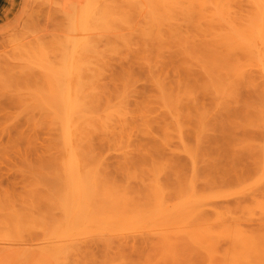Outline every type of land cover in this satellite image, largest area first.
<instances>
[{
    "label": "rangeland",
    "instance_id": "rangeland-1",
    "mask_svg": "<svg viewBox=\"0 0 264 264\" xmlns=\"http://www.w3.org/2000/svg\"><path fill=\"white\" fill-rule=\"evenodd\" d=\"M179 1L184 3L183 0H0V264H245L244 261L264 264L261 259L264 247L258 242L257 249L253 247L257 240L264 246V77L259 57L241 48L233 47L235 52L230 51L232 47L229 49L218 33L221 30V34L228 33L243 24L242 29L247 22H253L255 8L250 0H224L229 6L221 13L216 9V0H206L211 3L209 7L204 0H195L197 3L191 0V4L195 3L191 7L190 0L182 5ZM82 49L91 52L82 54ZM77 58L78 63L91 64L88 67L91 69L93 65V71L100 74L85 67L81 70L80 66L85 65L79 66ZM69 59L80 67L82 75L88 71L91 79L86 76L88 73L81 76L83 79L75 76L72 80L43 72L49 65L54 72H65ZM235 62L240 66L236 68ZM63 79H69L70 83L66 81L69 85ZM85 87L97 103H92L93 111L101 112L100 115L94 112V116L107 122L102 125L108 131H99V125L104 127L93 117L96 120L90 122L98 127L88 129L97 131L88 132V137L82 135L83 151L90 149L93 154L87 151L88 156L93 157L95 164L104 165L101 171L108 179L119 186L122 183L138 189L136 194L130 189L118 191L131 195L127 197L140 208L148 203L149 208L157 200L149 190L154 182H160L163 203L176 208L165 216L169 227L165 217L154 221L146 218L147 214L143 218L138 216L139 212L132 224L128 215L136 210L131 205L122 213L130 223L123 220L124 225L112 224L113 228L109 224L104 228L103 224L87 223L79 225L78 231L70 227L62 204L64 189H50L52 181L46 178L58 177L63 157L62 136L58 135L61 124L53 113L66 102L64 92L72 88L73 93L75 88L76 93ZM58 89L61 96H57ZM84 90L81 92L85 97ZM54 108L56 111L52 112ZM155 171L158 176H153ZM143 178L145 186L140 183ZM146 186L152 187L147 190ZM140 191L149 195L139 194ZM190 196L194 204L191 208L195 205L200 208H193L195 213H189L191 208L184 210L180 219L182 205ZM97 197L92 200L101 207ZM138 201L144 202L138 205ZM174 216H180L177 217L180 221ZM171 219L178 220L173 221L179 222L177 226ZM191 221L194 224H189ZM237 232L246 234L248 240ZM52 234L53 238L78 235L74 238L76 242L70 240L74 246L66 242L71 252L65 254L69 249L66 244L65 250L47 246ZM244 241H249L248 248ZM251 248L256 249L255 256V249L251 253ZM60 251L70 254L65 257Z\"/></svg>",
    "mask_w": 264,
    "mask_h": 264
},
{
    "label": "bare ground",
    "instance_id": "bare-ground-1",
    "mask_svg": "<svg viewBox=\"0 0 264 264\" xmlns=\"http://www.w3.org/2000/svg\"><path fill=\"white\" fill-rule=\"evenodd\" d=\"M169 1V0H168ZM174 1H176V0H174ZM185 1H188V0H183V2L184 3H186ZM195 1V0H194ZM193 1V2H194ZM196 1H198V2H201V1H199V0H196ZM195 1V2H196ZM206 0H204V2H205ZM209 1H211V0H209ZM219 1V3L217 2V0H216V3L218 4V5H216L217 7H216V9H217V11H218V9H220L218 12H223V11H225L226 12V7H227V5H228V1H227V3L226 2H224V0H218ZM252 3L251 4H253V9H254V15H252V16H254V20H253V22L251 21L250 23H248L247 22V24H246V26L244 27V28H242V29H240V23H236V24H239L240 26H238L239 27V29L237 28L236 30H232V31H230L229 30V32L227 33V31H223V33L221 34V29H223L224 28V26H222L221 25V31H219L218 33H220L219 34V36L220 35H222V38H225L222 42H224L225 41V45L226 46H229L228 48L230 49L231 47V49H230V51H232L233 52V50H234V48L233 47H235V50L237 49V48H241V49H243V50H245L247 53L249 52L250 53V55L252 56V54L253 55H256L257 57H259V59H260V64H259V67H260V73H262L263 74V77H264V0H250ZM191 0H190V3H189V1L187 2V4L189 3L190 5H188L189 7H191V5H194L195 3H192L191 4ZM204 2H202V3H199L200 4V6L204 3ZM208 1H206V7H209L210 5L209 4H211V3H207ZM212 2V1H211ZM179 4H181L182 3V1H181V3H180V1L178 2ZM184 3H182V4H184ZM197 3V2H196ZM225 3V4H224ZM230 3V2H229ZM250 3V2H249ZM181 4V5H182ZM186 4V5H187ZM198 5V4H197ZM196 5V6H197ZM220 5H222V7L220 6ZM226 5V6H225ZM184 6V5H183ZM196 6H194V7H192V8H195ZM212 6V5H211ZM229 6V5H228ZM232 6V5H231ZM189 7H188V9H189ZM202 7V6H201ZM206 7H205V9H206ZM252 7V6H251ZM250 7V8H251ZM176 8H177V6H176ZM187 8V7H186ZM192 8H191V10H192ZM222 8V9H221ZM197 9V8H196ZM213 9V8H212ZM228 9H230V8H228ZM1 10V9H0ZM179 10V9H178ZM201 10V13H202V8L200 9ZM209 10V9H208ZM215 10V9H214ZM87 11V10H86ZM193 11V10H192ZM206 11V10H205ZM228 11V10H227ZM181 12H184L183 10H181ZM200 12V11H199ZM207 13H208V11H206ZM212 12V11H211ZM229 12V11H228ZM252 12H253V10H252ZM195 13H197V12H195ZM216 13V11L214 12V13H211L212 14V16H213V14H215ZM230 13V12H229ZM234 13V12H233ZM183 14V13H182ZM190 14V13H189ZM211 14H207L208 16H210ZM253 14V13H252ZM185 15H186V13H185ZM200 15V14H199ZM228 15V14H227ZM251 15V14H250ZM203 16V15H202ZM211 16V17H212ZM216 16V15H215ZM221 16V15H220ZM210 17V18H211ZM222 17H223V15H222ZM208 18V17H207ZM215 17H212V19H214ZM209 19V18H208ZM216 19V18H215ZM247 19H249V17L247 18ZM203 20V19H202ZM210 20V19H209ZM216 20H218V18L216 19ZM219 21L221 22L222 20H220L219 19ZM224 21V20H223ZM236 21V20H235ZM235 21H233V22H235ZM249 21H250V19H249ZM212 22H213V20H212ZM218 22V21H217ZM216 22V23H217ZM220 22H218L219 24L218 25H220V24H222V22L220 23ZM227 22V21H226ZM237 22V21H236ZM245 22V21H244ZM214 23V22H213ZM213 25V24H212ZM228 26V25H227ZM242 26H243V24H242ZM241 26V27H242ZM213 27V26H212ZM211 27V28H212ZM216 27H217V25H216ZM215 27V28H216ZM223 27V28H222ZM229 27V26H228ZM219 28V27H218ZM234 28V27H233ZM224 32L226 33V35L224 34ZM217 33V34H218ZM74 35V34H73ZM223 35H225V36H223ZM219 36H217L218 38H220V39H222L221 37H219ZM214 37V36H213ZM77 38V37H76ZM216 39V40H219V39ZM75 39V38H74ZM213 40L215 41V38H213ZM212 40V41H213ZM221 41V40H220ZM70 42V41H69ZM219 42V41H218ZM76 43V42H75ZM221 44V43H220ZM70 45V44H69ZM216 45V44H215ZM223 45V44H222ZM74 47V46H73ZM70 49V48H69ZM76 50L75 48H72V50ZM94 49V48H93ZM216 49H217V47H216ZM78 50H80V48L78 49ZM78 50H77V52H78ZM83 50V49H82ZM81 50V51H82ZM84 50H86V49H84ZM83 50V51H84ZM90 50H91V48H90ZM90 50H87V51H89V52H91ZM96 50V49H95ZM214 50V49H213ZM235 50H234V52H235ZM69 51V50H68ZM94 51V50H93ZM92 51V52H93ZM89 52H86L85 53V51H84V53H82V54H88ZM95 52V51H94ZM69 53V52H68ZM71 53H73L74 54V52L72 51ZM78 54H80V53H78ZM75 55V54H74ZM93 55H95V54H93ZM76 56V55H75ZM210 56V55H209ZM228 56V55H227ZM240 56H242L243 57V54L242 55H240ZM78 57V56H77ZM81 57V56H80ZM80 57H79V60H80ZM95 57V56H94ZM71 58V57H70ZM74 58V57H73ZM85 58H87V56L85 57ZM92 59L93 58V56H91V57H89V59ZM211 57H209V59H210ZM217 58V57H216ZM233 58V57H232ZM83 59V58H82ZM212 59V58H211ZM218 59V58H217ZM73 60V59H72ZM75 60V59H74ZM78 58L75 60V62L77 63V64H79V66L80 65H82V64H86V63H81L80 61H79V63H78ZM214 60H216V59H214ZM213 60V62H215ZM232 60V59H231ZM237 60V59H236ZM66 61H68V60H66ZM65 61V62H66ZM71 60L69 59V62L67 63V65L69 66V67H72V69L71 68H69L68 67V70H65V72L64 71H55L54 72V69H53V66L52 65H49V67L48 68H50V69H53V70H48V68L46 67H44L46 70H44L43 69V72L44 71H47L48 73H46V74H49L50 75V77H51V75H52V73H53V75H52V77L54 76L55 77V75H56V77H58V78H62L64 75H65V77H69V78H71V77H75L76 76V78H80L81 76H83V75H86L87 73H88V75H86V76H88L89 77V72L87 71V72H85V73H83V75L81 74L82 72H80L81 70H83V68L82 67H85L86 69L85 70H89L90 68V66H91V64L90 65H88V66H80L81 67V70H80V67L78 66L77 67V65L75 64V62H70ZM89 61H91V60H89ZM97 62H95V63H99L98 62V60H96ZM209 61H211V60H209ZM226 61V60H225ZM224 61V62H225ZM64 62V63H65ZM212 62V61H211ZM212 62V63H213ZM230 62H233V60L232 61H230ZM254 62V61H253ZM69 63H70V65H69ZM90 62H88L87 64H89ZM92 63V62H91ZM227 63H228V60H227ZM226 63V64H227ZM236 63V68H237V66L239 65L240 66V64H237L238 62H235ZM253 64V63H252ZM251 64V65H252ZM61 65H62V63H61ZM101 64L99 63V66H100ZM47 66V65H46ZM99 66H97V67H99ZM213 66V65H212ZM215 66V65H214ZM230 66H231V64H230ZM92 67H93V65H92ZM92 67H91V69H92ZM221 67V66H220ZM235 67V66H234ZM88 68V69H87ZM96 68V67H95ZM100 68V67H99ZM98 68V69H99ZM213 68V67H212ZM229 68V67H228ZM231 68H232V66L230 67V69H229V71L231 70ZM255 68V67H254ZM63 69V68H62ZM64 69H65V67H64ZM63 69V70H64ZM66 69H67V67H66ZM90 69V70H91ZM97 69V70H98ZM234 69V68H233ZM240 69V68H239ZM40 70H41V68H40ZM78 70V71H77ZM216 70V69H215ZM248 70V69H247ZM67 71V72H66ZM92 71H93V69H92ZM101 71V70H100ZM241 71V70H240ZM52 72V73H51ZM61 72V73H63V74H59V73ZM77 72H79L78 74L80 75V76H78L77 77ZM84 72V71H83ZM93 72H95L96 73V71L94 70ZM92 72V73H93ZM209 72V71H208ZM215 72V71H214ZM216 72H217V70H216ZM218 72H219V70H218ZM226 72V71H225ZM94 73V74H95ZM238 73V72H237ZM242 73H243V70H242ZM91 74V73H90ZM96 74H100V72H98V73H96ZM96 74H95V76L94 77H96ZM211 74H213V73H211ZM219 74H221L220 72H219ZM226 74H227V72H226ZM241 74V73H240ZM262 74H261V76H262ZM60 76V77H59ZM224 76V75H223ZM231 76V75H230ZM242 76V75H241ZM245 76V75H244ZM88 77L86 78L87 80H88ZM216 77V76H215ZM228 77L229 76H226V78L228 79ZM233 77V76H232ZM82 78V77H81ZM84 78V77H83ZM82 78V79H83ZM236 78H237V76H236ZM236 78H235V80H236ZM245 78V77H244ZM250 78V77H249ZM248 78V79H249ZM72 79V78H71ZM74 79V78H73ZM72 79V80H73ZM85 79V80H86ZM89 79H91V77H89ZM216 79H217V77H216ZM262 79V78H261ZM264 79V78H263ZM66 80V79H65ZM229 80V79H228ZM234 80V79H233ZM234 80V81H235ZM68 83H70L69 82V79L68 80H66ZM66 81H64V79L62 80V82L63 83H65ZM93 81V80H92ZM91 80H90V82H92ZM62 82H58L57 81V83H59V84H61V85H63V83ZM66 82V83H67ZM211 82H212V80H211ZM221 82V81H220ZM219 82V83H220ZM67 83V84H68ZM83 83V81L81 82V84ZM85 84H86V81L84 82ZM88 83V82H87ZM79 84V83H78ZM90 84V83H89ZM249 84H251V83H249ZM69 85V84H68ZM213 85V84H212ZM216 85L217 84H215V87H216ZM219 85V84H218ZM221 86H223V85H221ZM71 87V86H70ZM224 87V86H223ZM223 87H221L222 88V90H225V87L223 88ZM59 88H61L62 90H63V87H60L59 86ZM78 88H81L80 86L78 87ZM230 88V87H229ZM68 89V88H67ZM71 89L72 88H69V92H64L63 93V96H65V97H63L65 100H66V102L65 103H61V107L60 106H58V112L55 110V108L53 109V111H52V109H50L52 112H54V111H56L55 113H53V114H57L56 115V117H57V119H58V121L60 122V124H61V127L59 128L60 129V133H58V135L60 136V134H61V136L62 137H60V138H62V140H61V142H60V148H62V150H63V157H62V159H61V162H60V164H59V167H60V169L58 170V172H59V174H58V177L56 178H53L52 180H51V177L49 178H46L48 181H52L51 183L52 184H50V189H57V190H59V191H61V189H64V191H63V193H65V194H63V196H62V198H63V205H64V213L66 214V218H67V220H68V222H69V224L71 225H68V226H70V227H72V228H75V229H77L76 231H78V228H80L81 226H85V225H87V223H95V224H100V225H102L103 227H104V225L105 226H108V225H106V224H109V225H111V227H112V224H117V225H119V223H120V225H121V223L123 224V220L125 221V223L127 224L128 222H129V220L131 221V223L133 222L132 221V219L135 221L136 219H134L136 216H137V212H139V215L138 216H140V215H142L141 217L143 218L144 217V215H146L145 217L146 218H151V219H156L157 217L159 218H162L163 219V217H165V216H168V215H170L173 211H176V208L175 209H173V208H171V207H168L167 205H165L163 202H164V200H163V198L161 197V192L162 191H159V187H158V185H160V182H158V181H156V180H158V179H156L155 181L156 182H158L157 184H156V182H154L153 184H154V186L152 187V186H146L147 188V190H149L150 189V187H152L151 188V190L152 189H155V190H153V191H155V192H152L151 190H149L152 194L154 193V195H152V196H155V198L157 199L156 201H153L152 203H151V206H149V208L147 207L148 205H149V203H148V205L145 207L144 205H146L147 204V202L146 203H143V204H141V206L143 207L144 206V208H140V206H136V204H133L134 203V201H133V199L131 200L132 201V203H131V201H130V199L129 198H131L129 195H127V196H129V198L126 196V195H124V191H126V192H128L127 190L128 189H130L131 191L133 190V193H135V192H138V191H135V190H138V189H136L135 187V189H131L130 187L132 186V185H130V187L129 188H127V185H125L124 184V182H125V180H124V182H123V184L125 185H122V183H121V185L119 186V184L117 185V183L115 184L113 181H111L110 179H108L107 178V174H103V172L101 171V169H103V167H104V165H102V164H100V165H98L99 164V162L97 163V164H95L94 163V159H93V157L91 158V157H89L88 155H89V153H87V151H89L90 149H88L87 151H86V153L83 151V149L82 148H84V146H85V143H84V145H82L81 146V144H83V142H84V140H81V139H83L84 137L82 136L83 134H85V136L88 134V132H95V131H97V130H93L92 129V131H90V128L88 129V127H92V126H97L96 125V123L93 125V124H91V122H93L94 123V121L96 120V119H94L93 117H95L94 115V112L96 113V114H101V112H98L97 113V111L98 110H94L93 111V107L92 106H94V105H92V103L94 104L95 102L92 100V99H94V97H92L91 96V94L90 93H88V88H82V90L81 89H78L79 90V92L77 91L76 93H74V91H76L75 90V88H74V91H73V93H71ZM83 89H85L84 90V94H85V97L83 96V94H82V92L81 91H83ZM92 90H93V88H91ZM59 90V91H58ZM57 90V93L59 94V95H57V96H61L60 94H62V93H60V92H62L60 89H58ZM73 90V89H72ZM88 90V91H87ZM226 90H228L227 89V87H226ZM68 91V90H67ZM56 92V91H55ZM81 92V94L80 95H82L83 97H79L80 95H78L79 93ZM87 92V93H86ZM53 93V92H52ZM65 93H66V95H65ZM94 93V92H93ZM217 93H218V91H217ZM75 94L78 96H75ZM223 95V94H222ZM71 96H75V98L73 97V99L71 98ZM223 96H225V95H223ZM57 98V97H56ZM55 98V99H56ZM76 98H80L79 100L78 99H76ZM96 98V97H95ZM260 98V97H259ZM59 99V98H58ZM76 99V100H75ZM97 99V98H96ZM172 101V100H171ZM170 101V102H171ZM97 102H98V100H97ZM166 102V101H165ZM176 102V101H175ZM55 103H57V100H56V102ZM178 103V102H177ZM58 104V103H57ZM95 104H97V103H95ZM56 105V104H55ZM56 106V107H57ZM62 106H63V108H62ZM106 106H108V105H106ZM258 106V105H257ZM55 107V106H54ZM118 107V106H117ZM175 107H176V104H175ZM59 108H60V110H59ZM120 108V107H119ZM118 108V109H119ZM123 108V107H122ZM253 108H254V106H253ZM257 108V107H256ZM57 109V108H56ZM62 109V110H61ZM117 109V108H116ZM258 109V108H257ZM255 110V108H254V110L255 111H259V110ZM93 111V114H92V111ZM100 110H102V108L100 109ZM124 110V109H123ZM49 111V110H48ZM50 111V112H51ZM102 111H105V110H102ZM111 112H109V113H112V110H110ZM115 112H116V110H115ZM118 112V111H117ZM117 112H116V114H117ZM125 112V111H124ZM103 113H105V112H103ZM109 113H107L108 114V116L110 115ZM256 113V112H255ZM47 114L50 116V114L51 113H48L47 112ZM46 114V115H47ZM115 114V115H116ZM119 114V113H118ZM52 115V114H51ZM103 115V114H102ZM114 114H112L111 116H113ZM114 115V116H115ZM121 115V114H120ZM256 115H257V113H256ZM104 116V115H103ZM108 116H106L108 119H109V117ZM110 116V117H111ZM258 116H260L259 114H258ZM52 117H53V115H52ZM51 117V118H52ZM98 117V116H97ZM97 117H95V118H97ZM120 117V116H119ZM54 118H55V116H54ZM99 118H100V116H99ZM99 118H97L99 121H97V122H99L101 125L103 124V123H105L106 125H107V122L105 121H103L102 119H99ZM102 118V117H101ZM104 118H105V116H104ZM115 118V117H114ZM125 117H123V119H124ZM259 118V117H258ZM53 119V118H52ZM57 119H55L56 121H57ZM110 119H112V117L110 118ZM116 119V118H115ZM55 120H54V122H55ZM94 120V121H93ZM102 120V121H101ZM48 121V120H47ZM51 122H53V120H50ZM57 121V122H58ZM91 121V122H90ZM58 122V123H59ZM102 122V123H101ZM115 122V121H114ZM119 123V122H118ZM57 124V123H56ZM60 124H59V126H60ZM105 124L104 125H102L104 128H100V125H99V127H98V130L100 131V129H103V131H108L107 129L105 130ZM110 124H111V122H110ZM117 124V123H116ZM262 125V124H261ZM101 126V127H102ZM264 126V125H263ZM84 127V128H83ZM108 127V126H107ZM112 127V126H111ZM51 128H52V126H51ZM54 128V127H53ZM56 128H58V126L56 127ZM56 128H54L53 130H55ZM58 129V130H59ZM83 129V130H82ZM87 130V133H86V130ZM82 131H84V133H82ZM56 133V134H57ZM96 133V132H95ZM101 133V132H100ZM108 133V132H107ZM90 134V133H89ZM59 136H58V138H59ZM264 136V135H263ZM86 137H88V136H86ZM60 140V139H59ZM58 140V141H59ZM85 140H87V139H85ZM264 140V139H263ZM89 143V142H88ZM90 144V143H89ZM264 144V143H263ZM88 147V146H87ZM263 147H264V145H263ZM260 148H261V150L260 151H262V145L260 146ZM87 149V148H86ZM91 154H93L91 151H89ZM262 153V152H261ZM96 155V154H95ZM263 156V155H262ZM100 158V157H99ZM97 159H98V156H97ZM96 159V160H97ZM100 160V159H99ZM261 161L263 162V159L262 160H260V163H261ZM103 162V161H102ZM263 164V163H262ZM101 165L103 166V167H101ZM262 167V166H261ZM260 169H262V168H260ZM158 171V170H157ZM261 171V170H260ZM57 172V171H56ZM57 172V173H58ZM156 172V171H155ZM154 172V175L153 176H155V174H157V176H158V174L159 173H155ZM159 172V171H158ZM263 172V171H262ZM127 175V174H126ZM129 175V174H128ZM127 175V176H128ZM131 175H129L128 177H127V179H131V177H130ZM130 177V178H129ZM151 178H152V175L150 176ZM158 178V177H157ZM145 178H143V179H140V180H142L140 183L142 184V185H144L145 186V184H143L144 183V181L146 180H144ZM47 181V182H48ZM159 181H160V179H159ZM46 182V183H47ZM126 182H129L130 183V181H126ZM188 184V183H187ZM193 184H194V182H193ZM192 184V185H193ZM56 185V186H55ZM140 185V184H139ZM149 185V184H148ZM54 186H55V188H54ZM188 186H191V183L190 184H188ZM161 187V186H160ZM165 187V186H164ZM180 187V186H179ZM162 189H163V187H161ZM185 188V187H184ZM117 191H116V190ZM118 189H124V191H123V193H121V192H119L118 191ZM126 189V190H125ZM141 189V188H140ZM145 189V190H146ZM187 189V188H186ZM186 189H185V192H186ZM129 190V194H131L132 192ZM187 191H188V189H187ZM190 191H192V190H190ZM141 192V191H140ZM189 192V191H188ZM194 192V191H193ZM199 192H201V190L199 191ZM132 193V194H133ZM58 194V193H57ZM60 194V193H59ZM62 194V193H61ZM128 194V193H127ZM136 194V193H135ZM138 194V193H137ZM139 194H148V192H144V193H139ZM192 194H194V193H192ZM149 195V194H148ZM204 195V194H203ZM96 196H98L97 197V200L100 202V205H101V207H99V205H98V203H94L93 202V200L92 199H95L96 198ZM143 196V195H142ZM162 196H164V194L162 195ZM144 197H146V196H144ZM144 197H142V198H144ZM191 197V198H190ZM190 197H188L189 198V201L188 202H186V201H184V203H183V205H182V207H183V209H181L182 207H180V202H182V200H185V199H182V200H180L179 201V205H178V202H177V205L180 207V209L182 210H180L181 212L179 213V210H177L178 211V213L180 214V215H182L183 213V211L184 210H190V208H191V205H194V204H191V202L193 201V200H191L190 201V199H192V196H190ZM139 198V197H138ZM161 200H160V199ZM137 199V198H136ZM172 199V198H171ZM170 199V200H171ZM207 199V198H206ZM92 200V201H91ZM135 200V199H134ZM142 200V199H141ZM141 200H139V201H141ZM209 200V199H208ZM138 201V205L140 204V203H142V202H144V201H142V202H139ZM173 201H175V200H173ZM177 201V200H176ZM61 202V201H60ZM95 205H94V204ZM174 203V202H173ZM209 203H211V202H209ZM208 203V204H209ZM93 204V205H92ZM198 204V203H197ZM206 204V203H205ZM131 205V209L132 210H136L133 214H134V216H132L131 214L130 215H128V218H129V220L128 219H126V218H124V216H123V214L122 213H124V209L126 208H129V206ZM134 205V206H133ZM204 205V204H203ZM98 206V207H97ZM175 206V205H174ZM202 206V205H201ZM205 206H208V205H205ZM132 207H134V208H136V209H133ZM139 207V208H138ZM193 208H194V210H198V208H200V205H195V206H192V211L191 212H189V213H195V211L193 212ZM130 209V210H131ZM137 209L139 210V211H137ZM173 209V210H172ZM178 209V208H177ZM131 210V211H132ZM61 212V211H60ZM186 212V211H185ZM198 212V211H197ZM182 213V214H181ZM144 214V215H143ZM173 214H175V213H173ZM177 214V213H176ZM178 214V215H179ZM184 215H186L185 213H184ZM123 216V217H122ZM133 217V218H131L130 219V217ZM194 216V215H193ZM198 216H200V214H198ZM121 217H122V219H121ZM175 217V216H174ZM177 217H180V216H177ZM177 217H175V218H177ZM188 217V216H187ZM197 217V216H196ZM117 220H116V219ZM166 219H167V217H165ZM169 218H171V216L169 217ZM183 218V215H182V217L180 218V219H182ZM199 218V217H198ZM119 219H121V221H119ZM126 219V220H125ZM139 219V218H138ZM178 219V218H177ZM177 219H171L172 220V222L174 221V220H177ZM180 219H178L179 221H180ZM188 219V218H187ZM195 219V218H194ZM193 219V220H194ZM62 220V219H61ZM110 220H111V222H110ZM112 220H116L115 222L113 221L112 222ZM148 220V219H147ZM170 220V221H171ZM177 220V221H178ZM196 220V219H195ZM194 220V221H195ZM62 221H64V220H62ZM126 221H128V222H126ZM155 221V220H154ZM167 221V224H168V227H169V225H170V222H169V220L167 219L166 220ZM165 221V222H166ZM177 221H175V223H176V226H177V223H179V222H177ZM67 222V223H68ZM147 222V221H146ZM156 222H157V220H156ZM161 222V221H160ZM169 222V223H168ZM130 223V222H129ZM153 223V222H152ZM158 223V222H157ZM174 223V222H173ZM174 223V224H175ZM182 223V222H181ZM192 224L193 222L191 221V222H189V224ZM75 224L77 225V228L75 227ZM132 224H134V223H132ZM159 224V223H158ZM189 224H187V225H189ZM194 224V223H193ZM201 224V223H200ZM203 224V223H202ZM201 224V225H202ZM65 225H67L66 223H65ZM79 225H81L80 227H78ZM99 225V226H100ZM124 225V224H123ZM161 225V224H160ZM57 226V225H56ZM59 226V225H58ZM61 226V225H60ZM114 226V225H113ZM130 226V225H129ZM152 226H153V224H152ZM157 227L156 228H160V226H158V225H156ZM176 226H174V228L176 227ZM180 226V225H179ZM189 226H191V225H189ZM204 226V225H203ZM62 227V226H61ZM66 228H67V226H65ZM103 227H100V228H102L103 229ZM125 226H123V228H124ZM163 226H161V228H162ZM171 227V226H170ZM185 227V226H184ZM96 228V227H95ZM94 228V229H95ZM104 228H106V227H104ZM108 228V227H107ZM113 228V227H112ZM122 228V227H121ZM127 228V227H126ZM130 228V227H129ZM134 228H136V226L134 227ZM172 228H173V226H172ZM183 228V227H182ZM203 228V227H202ZM201 228V229H202ZM237 228V227H236ZM59 229V228H58ZM64 230H65V228H63ZM62 228L60 229V230H63ZM68 229H70V231L69 232H71L72 230H71V228H67V230ZM97 229H99V228H97ZM117 229V228H116ZM167 229V228H166ZM176 229V228H175ZM179 229H181V228H179ZM184 229V228H183ZM185 229H188V228H185ZM184 229V230H185ZM66 230V231H67ZM122 230V229H121ZM137 230V229H136ZM205 230V229H204ZM209 230V229H208ZM232 230V229H231ZM81 231V230H80ZM98 231V230H97ZM96 231V232H97ZM101 231H106L105 229H103V230H101ZM107 231H109L108 229H107ZM138 231V230H137ZM181 231H182V229H181ZM124 232V231H123ZM131 231H129V233H130ZM152 232V231H151ZM157 232V231H156ZM160 232H161V230H160ZM241 232H243V230L241 229ZM68 233V232H67ZM76 233V232H75ZM93 233V232H92ZM69 234V233H68ZM76 234H78V232L76 233ZM156 234V233H155ZM206 234V233H205ZM237 234H239V236L240 237H244V240H248V239H245V236H246V234H240V233H238L237 232ZM65 235L66 234H64V236L63 237H61V236H59V237H52L53 236V234L51 235V237H52V239H48L47 241H46V244H47V246H49V247H51V248H55V247H57V249L55 248V250H58V249H60V248H62L63 247V250H65V248H64V246H65V244L66 245H68L66 242L68 241L69 243H70V240H74V238H76V236H78V235H76L74 238H72L71 236L70 237H68V236H66L65 237ZM119 235V234H118ZM227 235H229V233H227ZM107 236V235H106ZM223 236H225V235H223ZM230 236V235H229ZM228 236V237H229ZM238 236V235H237ZM247 236H249V235H247ZM102 238L103 236H99L98 238ZM105 237V236H104ZM108 237V236H107ZM109 237H111V236H109ZM239 237V241L241 242V240L240 239H242V238H240ZM55 238H58V239H55ZM72 238V239H71ZM106 238V237H105ZM232 238V237H231ZM234 238V237H233ZM247 238V237H246ZM255 239V238H254ZM80 240V239H79ZM101 240V239H100ZM108 239L106 238V240L105 241H107ZM238 240V239H237ZM255 240H257V239H255ZM75 241V240H74ZM246 241H244L243 243H245V247H246V244L249 242H247L246 243ZM253 241V240H252ZM76 242V241H75ZM257 242L260 244V246L261 247H264L263 245H262V241L260 242L259 240H257L256 241V243H255V245L253 246V247H255L256 246V244H257ZM71 244V243H70ZM237 244V243H236ZM238 244H240V243H238ZM62 245V246H61ZM71 245H73V244H71ZM75 245V244H74ZM73 245V246H74ZM258 245V244H257ZM58 246H60V247H58ZM242 246V245H241ZM66 247H68L67 249V251L65 252V254L66 253H68V252H71L70 250V247H69V245L68 246H66ZM72 247V246H71ZM237 247V246H236ZM238 247H239V245H238ZM244 247V248H245ZM257 247V246H256ZM255 247V248H256ZM260 247V248H261ZM240 248H242V247H240ZM239 248V249H240ZM246 248H248V247H246ZM245 248V249H246ZM255 248H253V249H255ZM237 249V248H236ZM253 249L251 248V253H252V251H253ZM257 249V248H256ZM256 249L253 251L254 253L255 252H257L256 251ZM263 250L262 251H264V248H262ZM62 250V249H61ZM244 250V249H243ZM250 250V249H249ZM249 250H247V251H249ZM75 251V250H74ZM236 252H237V250H235ZM245 251V250H244ZM63 252V251H62ZM61 251H60V253H62ZM64 252H63V254H64ZM261 253V249L260 250H258V254L259 255H261L260 253ZM56 253H59V252H56ZM55 253V254H56ZM73 253V252H72ZM71 253V254H72ZM253 253V254H254ZM64 254V255H65ZM70 254V253H69ZM68 254V255H69ZM75 254V253H74ZM252 254V255H253ZM263 254V253H262ZM68 255H65V257L66 256H68ZM238 252H237V254H236V256H237V258H238ZM240 255H243L242 253L240 254ZM247 255V254H246ZM250 255V254H249ZM256 255V253L254 254V256ZM253 256V257H254ZM240 258V257H239ZM252 258V257H251ZM250 258V256H249V259H251ZM264 259V257H263V255H262V257H261V259ZM241 259V258H240ZM254 259V258H253ZM258 259H260V257L258 258ZM234 260V259H233ZM248 260V259H247ZM251 261L253 262L254 260H252L251 259ZM262 262H263V260H262ZM243 263H248L247 261H244ZM254 263V262H253ZM252 263V264H253ZM237 264V263H236ZM239 264V263H238ZM249 264H251V262L249 263Z\"/></svg>",
    "mask_w": 264,
    "mask_h": 264
}]
</instances>
